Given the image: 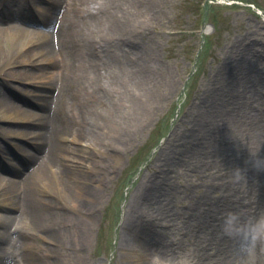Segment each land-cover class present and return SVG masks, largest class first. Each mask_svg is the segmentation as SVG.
<instances>
[{
  "label": "bare ground",
  "instance_id": "1",
  "mask_svg": "<svg viewBox=\"0 0 264 264\" xmlns=\"http://www.w3.org/2000/svg\"><path fill=\"white\" fill-rule=\"evenodd\" d=\"M85 1L87 2V0H35V7L40 10L44 22L43 26L46 28L45 30L39 29L35 35L30 34L23 26L16 24L11 25L10 28L0 27V47L8 42L13 45L12 48H0V81H2L3 76H6L22 83L27 82L36 85L42 90V94L37 97L41 111H29L20 104H14L7 97L3 90L4 86L9 84L7 81L4 86L0 85V121L18 123L15 126L16 130L7 129L8 133L10 135L17 133L21 139L28 137L29 141L38 143L42 149L40 154L30 155L33 159L38 160L34 169L36 172H33L35 176L37 175L34 180L26 178L15 182L7 175L0 173V210L6 211L4 216L0 215V224L2 226L3 223L8 224L12 215L9 212L12 209L24 207L26 212L23 217H29L41 228V234H37L24 231L25 225L15 228L8 227L6 230L3 226V231H0V238L8 240V244L20 242L21 246L31 249L34 244L28 240L34 237L39 238L40 235L59 245L56 237L63 226L60 224L57 228L49 223L53 218L59 219L58 222L61 223L69 220L70 215L63 209L62 211L61 208L74 206L67 202L63 204L58 200L55 201L54 195L62 192L66 196L68 192H75L87 199V201L79 200L78 205L75 206L83 213V216L87 217L79 218L76 216L72 218L74 235L80 245L93 224V217L97 208L93 206L99 198V186L112 173L110 170L108 175L98 176L97 184L99 186L96 185L91 188L85 181V175L88 173L82 168H77L79 163L74 162L75 154L80 151L85 154L83 147L78 148L76 145L63 143L67 134L70 133L69 135L73 137V144L85 142L88 147L102 148L105 145L104 137L106 136L102 131L103 124L107 122L116 128L119 124H117L119 115L117 104L111 95V91L100 90L99 81L102 80V67H104V60L101 61L103 57L100 52L103 53L105 50V44L100 41L94 43L91 39H86V35L81 34L82 32H78L77 27L80 22L76 18L78 15L75 8L79 6L84 9ZM115 1L118 0L106 1L94 16H89V18L94 20L97 25H104L107 28V33L112 36L111 61L106 60L105 65L113 67L117 64L113 78H121L122 76L126 79L130 77L136 79L141 74L138 65L131 66L129 62H122V64L118 61L115 62L113 52L115 49L117 50L118 39L123 40L125 31L131 32L136 26L126 23L131 22L129 18L136 19L133 14L138 13L118 10L114 6ZM11 3L12 5L5 8L0 7V25L4 22V18L10 20L16 17L26 18L31 14L27 8H32V5L22 8L18 5L20 1L11 0ZM24 9L25 11H23ZM80 16L87 17L86 15ZM13 21L15 22V20H11V22ZM134 22L136 23V21ZM131 42L132 40L129 41V43ZM80 48L81 54L79 53ZM71 50L73 52L70 54ZM13 56L17 57L14 61H12ZM22 64L26 65L23 69L16 68V65ZM8 66L9 68H7ZM87 74H90V78H88V83L92 87L90 93L94 94L95 99L91 104L83 106L84 102L79 97L76 104L71 105L70 112L68 111L66 114L60 104L67 99H74L72 95H75L77 86L74 85H77V82L79 90L82 91L80 86L84 83ZM76 80L78 81L76 82ZM136 86L139 88L140 96L133 99L130 97L132 100L129 101L128 106L130 108L131 103L129 114L134 122L140 120L142 115L148 114L144 96L148 100L157 98L155 95L157 85L154 81H139ZM123 94L127 97L126 92ZM41 101L43 104L40 103ZM85 103L88 104L89 102L86 101ZM92 106H97V113L89 112V107ZM102 109L105 110V113L102 112ZM106 117L107 120L102 123L100 118L105 120ZM21 125H25L28 132L21 128ZM114 143L116 142L114 141ZM20 148L22 151H26V147ZM88 153L93 156V153ZM10 155L13 156V153ZM15 155L17 154L15 153ZM82 158L85 159L84 156ZM43 164H47L51 172ZM83 164L84 162L81 161V166ZM56 183L60 188L59 190L54 187ZM163 184V180L153 182L155 188L163 187ZM155 188H146L151 190L143 196L146 203L153 204L155 199H162L161 195L158 197L155 193ZM126 209L122 246L136 252L135 264H164V237L156 227L157 223H160V226L163 225L161 220H164V207H127ZM21 222L24 223L25 221L21 220ZM28 223L32 225L31 222ZM41 249L38 247L37 251ZM5 250L2 248V252ZM45 250L43 249L44 254L34 257L33 262L25 260L26 264H38L40 259L43 260L42 264H45V258L51 257L47 253L48 250ZM4 253V257L0 255V264H16L17 256L15 253L13 254V251L9 253L5 251Z\"/></svg>",
  "mask_w": 264,
  "mask_h": 264
},
{
  "label": "rangeland",
  "instance_id": "2",
  "mask_svg": "<svg viewBox=\"0 0 264 264\" xmlns=\"http://www.w3.org/2000/svg\"><path fill=\"white\" fill-rule=\"evenodd\" d=\"M20 1L18 5L22 8H27L29 2L32 3V8H27L31 14L26 18L16 17L11 20L4 18V22L0 25L1 28H10L11 25L23 26L30 34H36L37 31L45 30L43 26L44 22L39 9L35 7V0H17ZM111 0H87L84 3V9L79 6L75 8L76 14L79 19L78 32L86 35V39L94 41H100L104 43L105 50L100 52L102 60H104V67H102V80L100 82V90H110L117 104V112L119 113L117 124L118 127H114L111 124L105 122L100 118V121L105 124L102 126V131L106 135L104 137V144L102 148L88 147L87 143H72V135L67 134V138L63 140L66 145H76L78 148L83 147L85 154L78 152L74 155V162L79 163L77 168H82L88 174L85 175V181L91 188L99 186L98 176L108 175L109 171L112 173L107 177L99 188V198L95 203L97 207L94 213V220L91 229L85 235L82 243L79 245L74 231L72 228V218L78 216L79 218H86L83 213L75 208L78 205L79 200L87 201L85 196H80L77 193L68 192L66 196L61 194H55V201L58 200L64 204L67 202L74 207H63L70 215L69 220H65L62 223L58 222L59 219L53 218L49 224L56 226L57 228L61 224L63 229L59 230V235L56 239L59 241V245L48 241L39 235V238H31L34 246L25 248L20 245V242L8 244V240L0 238V255H3L12 250L17 254L16 264H26V261L33 262L34 257L44 254L43 249H47L49 259L45 258V264H135L134 258H136V252L133 249H125L122 246L125 221L127 215V207H164V184L163 187H156L153 185L154 181H164V0H118L115 1L114 6L120 11H126L136 16V19L129 18L131 22L126 24L136 25L132 31H125L124 38L118 39L117 50L113 52L115 62H129L131 66L138 65L141 70V74L135 78L125 77L113 78V73L116 69V65L111 67L105 65L106 60L111 61V51L113 48L112 36L107 32V28L104 25H97L94 20H91L89 16H94L98 9L106 2ZM8 3V4H7ZM68 4V3H67ZM0 5L3 7L12 5L11 0H0ZM25 11V9L23 10ZM102 12L101 10L99 11ZM80 15H86L87 17H81ZM17 20V21H16ZM136 21V23L134 22ZM135 39V40H133ZM132 40L131 43L129 41ZM12 44L8 42L6 45L0 47L3 49L12 48ZM73 51H70V54ZM138 54H137V53ZM81 54V48L79 49ZM40 57V56H39ZM17 57L13 56L12 61ZM26 65L17 66L18 69H23ZM9 67V66H8ZM16 67V68H17ZM137 68V69H138ZM90 74H87L84 78V83L80 86L79 90L78 80H76L77 86L75 95L71 99L62 102L60 105L67 112L71 110V105H75L79 97L84 102L83 106L89 105L95 99L94 94L90 93L92 87L88 83ZM77 79V78H75ZM147 80L154 81L157 85L155 95L156 99L148 100L144 96L146 102V108L148 114L142 115L140 120L134 122L129 114L130 108L129 101L137 96H140L136 84L139 81L147 82ZM9 84L4 86L5 82ZM42 82V81H40ZM113 82V83H112ZM0 85L4 86L3 90L6 92L7 97L14 103L20 104L26 110H40L41 106L37 100L38 94L41 93V88L30 83H22L21 81L14 80L13 78L4 77L0 81ZM109 92V91H108ZM124 92L127 93V97L124 96ZM110 93V92H109ZM110 96V95H109ZM132 97V99L130 98ZM89 103L86 104L85 102ZM80 102V101H78ZM77 102V103H78ZM43 104V102H40ZM125 109H124V107ZM97 106L89 107V112L92 114L97 113ZM8 109H13L7 107ZM67 110V111H66ZM105 113V110L102 109ZM9 125L10 123H4ZM17 125V123H14ZM22 124V123H20ZM28 124V123H26ZM11 127V126H6ZM16 128L15 126H13ZM25 131H27L25 125H21ZM28 132V131H27ZM10 138L9 141H12ZM114 141L116 143H114ZM119 142V144H117ZM16 147H26V151L17 150L13 156L4 159L0 157V173L5 174L8 178L15 182L21 179L29 178L34 180L36 176L33 172H36L35 167L38 160L33 159L30 155H37L41 153L40 145L29 141L28 137L23 139H16L14 141ZM113 144V145H112ZM115 144V145H114ZM4 149L10 150L11 143L3 145ZM1 147V146H0ZM86 151V152H85ZM88 152L93 153V156ZM86 155V156H85ZM82 156L85 157L82 158ZM83 159V160H82ZM81 161L84 162L81 166ZM49 169L47 164H43ZM51 172V171H50ZM59 190L60 188L54 186ZM155 188L157 196L161 195V200L153 201V204L146 203L143 196L151 191L146 188ZM157 197V198H158ZM84 204V203H83ZM87 206V205H85ZM48 209V208H47ZM62 210V211H63ZM24 207H16L12 209L11 217L8 224L3 223L4 229L8 227H17L25 225L24 231H30L33 233L41 234V228L36 225L29 217H23L25 213ZM5 210H0V215H5ZM93 215V214H92ZM21 220L25 222L22 223ZM31 222L30 225L28 222ZM163 225L157 223L156 227L158 231L164 237V220ZM159 222V219H158ZM27 223V224H26ZM3 226L0 224V231H3ZM1 237V236H0ZM40 247L41 250L37 251ZM22 247V248H21ZM2 248L6 249L2 252ZM46 251V250H45ZM40 252V253H39ZM39 253V254H37ZM44 259V258H43ZM43 260H38V264H42ZM14 264V263H12Z\"/></svg>",
  "mask_w": 264,
  "mask_h": 264
},
{
  "label": "clouds",
  "instance_id": "3",
  "mask_svg": "<svg viewBox=\"0 0 264 264\" xmlns=\"http://www.w3.org/2000/svg\"><path fill=\"white\" fill-rule=\"evenodd\" d=\"M261 235H264V228H257L254 229V234L251 236V242L254 244V242L260 238ZM247 252H251V248L247 249Z\"/></svg>",
  "mask_w": 264,
  "mask_h": 264
}]
</instances>
